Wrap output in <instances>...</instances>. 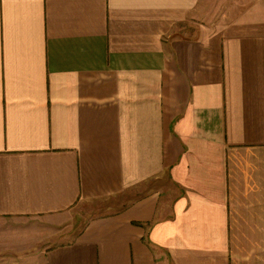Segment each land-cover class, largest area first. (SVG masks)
Returning <instances> with one entry per match:
<instances>
[{
	"label": "crops",
	"instance_id": "crops-1",
	"mask_svg": "<svg viewBox=\"0 0 264 264\" xmlns=\"http://www.w3.org/2000/svg\"><path fill=\"white\" fill-rule=\"evenodd\" d=\"M0 264H264V0H0Z\"/></svg>",
	"mask_w": 264,
	"mask_h": 264
},
{
	"label": "rangeland",
	"instance_id": "rangeland-1",
	"mask_svg": "<svg viewBox=\"0 0 264 264\" xmlns=\"http://www.w3.org/2000/svg\"><path fill=\"white\" fill-rule=\"evenodd\" d=\"M130 197L131 194H121L113 199L80 203L69 210L62 221L52 224L50 228L37 218H1L0 262L12 263L18 261L20 255L35 248L70 241L84 220L115 211Z\"/></svg>",
	"mask_w": 264,
	"mask_h": 264
}]
</instances>
